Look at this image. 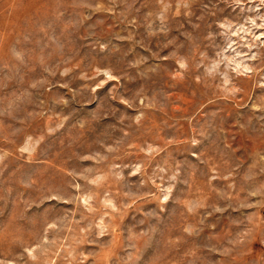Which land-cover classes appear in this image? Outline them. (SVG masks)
Returning a JSON list of instances; mask_svg holds the SVG:
<instances>
[{
	"label": "rangeland",
	"instance_id": "rangeland-1",
	"mask_svg": "<svg viewBox=\"0 0 264 264\" xmlns=\"http://www.w3.org/2000/svg\"><path fill=\"white\" fill-rule=\"evenodd\" d=\"M0 264H264V0H0Z\"/></svg>",
	"mask_w": 264,
	"mask_h": 264
}]
</instances>
